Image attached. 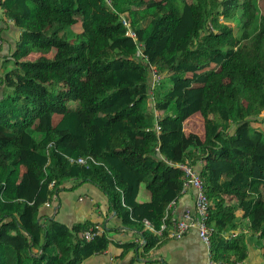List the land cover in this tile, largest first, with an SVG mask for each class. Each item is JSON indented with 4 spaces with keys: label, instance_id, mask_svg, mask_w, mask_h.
<instances>
[{
    "label": "trees",
    "instance_id": "obj_1",
    "mask_svg": "<svg viewBox=\"0 0 264 264\" xmlns=\"http://www.w3.org/2000/svg\"><path fill=\"white\" fill-rule=\"evenodd\" d=\"M257 1L112 0V9L103 0L0 1L18 32L0 56V264H84L106 252L119 229L104 225L87 242L92 223L56 219L65 181L94 185L120 229L142 233L147 251L157 246L168 232L158 236L144 221L156 231L165 223L183 195L172 164L187 158L201 163L212 259L243 264L252 239L264 251ZM150 70L159 77L153 89ZM195 116L202 134L186 131Z\"/></svg>",
    "mask_w": 264,
    "mask_h": 264
},
{
    "label": "crops",
    "instance_id": "obj_2",
    "mask_svg": "<svg viewBox=\"0 0 264 264\" xmlns=\"http://www.w3.org/2000/svg\"><path fill=\"white\" fill-rule=\"evenodd\" d=\"M17 38V30L13 28L12 23L5 20L0 9V56H5L10 49L14 48V42ZM196 118L199 117L195 116L192 119L193 122ZM186 123L189 124V121ZM62 188L64 190L59 194L60 205H58L56 217L60 223L68 228L90 222L102 229H104V225L110 230L119 229L117 232L110 231L108 233L111 244L106 252L87 259L84 264H107L109 258L113 259L114 264H207L206 249L195 230L187 233L182 239H167L159 242L157 246L147 251L144 248L145 240L142 233L119 228L120 222L109 211L107 198L94 185L83 183L80 186H74L72 181H65ZM194 200V190H187L170 213L181 218L185 211L194 209ZM138 201L141 203L148 202L149 195L147 192L143 193L140 190ZM44 210L48 212L49 209ZM256 242L254 239L249 241L248 255L243 264H264L262 244ZM127 243L138 244V246L135 250L124 251L122 245Z\"/></svg>",
    "mask_w": 264,
    "mask_h": 264
},
{
    "label": "built area",
    "instance_id": "obj_3",
    "mask_svg": "<svg viewBox=\"0 0 264 264\" xmlns=\"http://www.w3.org/2000/svg\"><path fill=\"white\" fill-rule=\"evenodd\" d=\"M105 5L112 9V0H103ZM121 25L125 28V36L130 38L132 41H136V33L133 31L131 24L127 19L122 17ZM139 56L142 58L143 55L139 50ZM152 74V86L158 83L159 77L155 73L154 70H150ZM159 118L158 113L155 112V119ZM159 130V127H157ZM87 161H91L90 159L79 160V164H85ZM177 167L183 174V187L182 193H185L187 190L192 189L195 192V200H194V209L192 211H185L181 218H177L174 214L170 213V211L174 208L175 202H172L168 205V210L165 215V223H163L160 227V230L156 231L154 227L147 221H144V225L146 229L158 236L161 235L162 231H167V237L172 240L182 239L187 233L192 230L197 232L198 238L206 249L207 252V264H220L215 262L211 257V235L212 229L207 225V219L209 214V206L210 202L205 194L204 186L201 181L199 175V167L201 163L196 165L192 164L191 159L187 158L183 163L172 164ZM168 224V225H167ZM102 233V228L99 226H95L93 229L88 230L83 234V238L90 242L95 236L100 235ZM237 234L232 233L228 237L235 238ZM107 264H114L113 259L109 258ZM241 264V263H234Z\"/></svg>",
    "mask_w": 264,
    "mask_h": 264
},
{
    "label": "rangeland",
    "instance_id": "obj_4",
    "mask_svg": "<svg viewBox=\"0 0 264 264\" xmlns=\"http://www.w3.org/2000/svg\"><path fill=\"white\" fill-rule=\"evenodd\" d=\"M257 3H258V7H259L260 12L261 13L264 12V6L262 4V1L259 0V1H257ZM193 121L194 120L190 119L189 124H187V123L185 124L186 131H192V132H195L198 134H202L203 133V122H202V120L200 118H196L195 122H193ZM190 122H193V123L190 124ZM188 127H190V128H188ZM141 192L146 193L144 186L141 187ZM140 199H141V197H140ZM259 243H261L263 245L262 241H259Z\"/></svg>",
    "mask_w": 264,
    "mask_h": 264
}]
</instances>
